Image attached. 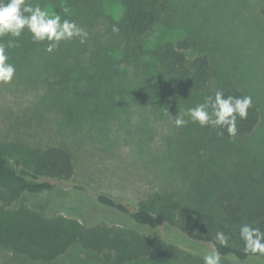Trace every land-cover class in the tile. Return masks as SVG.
Masks as SVG:
<instances>
[{
  "label": "rangeland",
  "instance_id": "obj_1",
  "mask_svg": "<svg viewBox=\"0 0 264 264\" xmlns=\"http://www.w3.org/2000/svg\"><path fill=\"white\" fill-rule=\"evenodd\" d=\"M29 2L62 16L67 6V18L90 33L86 43L76 38L48 53L47 41L34 43L25 29L8 49L17 70L11 83L0 84V140L63 144L76 164L73 177L29 196L32 206L88 224L125 223L126 216L98 202V193L136 204L151 192L167 191L187 201L208 184L264 179V0H160V19L142 37L124 30L118 0ZM184 38L192 42L190 59L206 54L213 65L209 85L190 95L168 86L153 55L158 44ZM229 86L259 108L254 132L225 138L211 126H174L179 111ZM150 232L178 245V258L129 264H203L204 250L212 249L167 226ZM0 264L114 263L80 246L50 263L0 246Z\"/></svg>",
  "mask_w": 264,
  "mask_h": 264
},
{
  "label": "trees",
  "instance_id": "obj_2",
  "mask_svg": "<svg viewBox=\"0 0 264 264\" xmlns=\"http://www.w3.org/2000/svg\"><path fill=\"white\" fill-rule=\"evenodd\" d=\"M124 30L142 37L160 19V0H118ZM12 39L3 37V42ZM190 39L165 41L156 46L154 57L162 66L168 86L181 95L205 89L213 77V65L206 54L188 56ZM225 96H245L235 86L222 89ZM259 108L252 103L246 119L237 118V134L215 128L225 138L246 136L260 123ZM73 152L63 144L32 146L21 140H0V246L31 261L50 263L72 247L102 254L107 262L129 264L178 258L179 248L172 240L151 230L167 226L185 234L191 241L211 246L221 254V264L249 260L264 262V256L244 251L239 230L251 224L264 231V179L227 180L208 184L187 201L167 191H155L131 204L106 193L97 200L129 219L125 223L88 224L61 213L42 212L31 205L29 196L48 192L58 182L75 174ZM223 232L227 244L215 240Z\"/></svg>",
  "mask_w": 264,
  "mask_h": 264
},
{
  "label": "clouds",
  "instance_id": "obj_3",
  "mask_svg": "<svg viewBox=\"0 0 264 264\" xmlns=\"http://www.w3.org/2000/svg\"><path fill=\"white\" fill-rule=\"evenodd\" d=\"M67 6H62L60 12H53L40 4L33 6L29 0H0V84L11 83L16 74V65L11 63L8 49L17 46L16 38H20L25 29L32 34L34 43L47 41L46 51L53 53L61 42L78 38L80 43H86L90 33L75 20L67 18ZM113 32L118 33L119 27L113 25ZM13 39L3 42V37ZM250 95L225 96L222 90H215L214 96L204 97L203 102L196 104L174 116L175 127H184L189 122L198 123L201 127L226 128L229 136L237 134V118L246 119L248 110L252 107ZM164 115H169L165 111ZM188 119H185V117ZM223 135V133H220ZM239 234L244 242V251L253 255L264 256V231L251 224L240 226ZM215 240L226 245L228 237L221 231L217 232ZM203 264H221V254L213 247L205 249L202 255Z\"/></svg>",
  "mask_w": 264,
  "mask_h": 264
}]
</instances>
